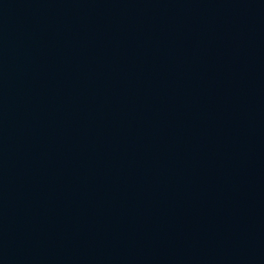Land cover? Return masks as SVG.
I'll use <instances>...</instances> for the list:
<instances>
[{
	"label": "water",
	"instance_id": "1",
	"mask_svg": "<svg viewBox=\"0 0 264 264\" xmlns=\"http://www.w3.org/2000/svg\"><path fill=\"white\" fill-rule=\"evenodd\" d=\"M0 264H264V0H0Z\"/></svg>",
	"mask_w": 264,
	"mask_h": 264
}]
</instances>
